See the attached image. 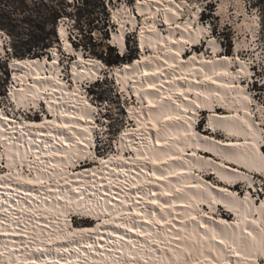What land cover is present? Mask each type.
I'll return each instance as SVG.
<instances>
[{"label": "snow or ice", "instance_id": "snow-or-ice-1", "mask_svg": "<svg viewBox=\"0 0 264 264\" xmlns=\"http://www.w3.org/2000/svg\"><path fill=\"white\" fill-rule=\"evenodd\" d=\"M79 2L59 3L60 21L53 25L64 41L73 81L79 65L72 56L105 68L99 59L84 60L68 42V28L83 35ZM107 8L119 26L107 43L126 41L129 21L133 36L139 31L142 49L145 36L155 40L154 47L149 43L151 54L135 64L145 65L141 91L128 108L136 127L120 134L119 151L108 160L93 155V133L80 123L89 118L61 105L64 96L75 93L64 88L59 44L50 49L52 58L44 60L41 74L36 62L16 58L11 35L0 31V68L13 70L11 83L6 70L0 72L7 85L0 89V189L10 198L0 203V258L7 254L0 264H264V0H107ZM24 67L28 75H16ZM132 67L124 65V73L117 68L116 75L127 83ZM257 84L258 96L252 93ZM218 107L230 114H219ZM36 110L42 120L29 117ZM202 110L210 113L206 129L223 131L227 138L207 131L201 136L196 125ZM174 123L183 128L187 147L176 143ZM200 149L219 162L198 155ZM170 161L189 165L188 176L170 168ZM205 167L225 185L242 182L245 190L231 191L192 171ZM171 177L186 182L181 186ZM203 203L209 209L223 204L236 218L217 219Z\"/></svg>", "mask_w": 264, "mask_h": 264}, {"label": "rangeland", "instance_id": "rangeland-1", "mask_svg": "<svg viewBox=\"0 0 264 264\" xmlns=\"http://www.w3.org/2000/svg\"><path fill=\"white\" fill-rule=\"evenodd\" d=\"M64 2L65 0H22L21 2H16L15 0H0V30L11 35L16 58H30L37 56L41 58L43 54L46 55L45 53L49 52L50 47H56V45L59 44L61 66L64 65V68H68L69 64H66V61L69 56L63 51L61 42L57 39L56 30L53 28V25H58L60 21V8L58 7V4ZM78 14L79 20L81 21L79 27L81 28L83 35L77 36L75 29L68 28L70 44H72L77 51L82 52L84 57L99 59L105 64V68H103L105 76H99L100 81H97L96 78V81H83L81 83L83 92L88 94L89 100L94 107L96 106L95 112L97 114V124L100 125V135L99 138H97V135L93 137L94 147L92 150L95 152L94 150L96 149V154H99V158H105L109 157L111 154L117 153L115 150L116 143L111 144L110 141L115 140L118 143L120 134L125 129L131 127L127 112L128 108L133 106L136 102L133 101V98L129 100V94L127 95L126 92H124V95L120 92L119 87H116L114 79L111 78L109 72H111V69H115L121 64L132 61L139 56L136 41L137 37L136 34L133 36L129 30H126V46L123 51V60L119 61L117 64H108L107 61L115 60V54H118L120 57L122 56L119 50L107 43V41L111 40L112 30L118 29L117 25L111 20V14L107 8V0H80ZM139 18L142 21V17ZM88 19H93V22L89 26L87 25ZM165 29L167 28L163 26L162 30L166 31ZM93 33L103 36L104 39H98L97 35H93ZM234 35V32L228 35L229 45L233 43ZM242 36L243 34L239 35L238 39L240 40ZM37 37L46 39L44 47L35 51V53L32 48V51L27 53L26 50L30 42ZM249 37L250 36H248V39ZM5 47H7V44H5ZM75 58L76 56L71 57L73 61ZM5 70L7 72L6 79L11 83L12 70L10 68H0V72ZM67 77L69 80V76ZM6 87L7 85L4 84L3 78H0V89ZM259 92V85L257 84L256 88L252 90V93L258 96ZM216 110L220 113L223 111V109H220L219 107ZM44 111H46L45 107ZM28 115L37 120L42 119V113H40L39 110H36L35 113H28ZM201 115H203V119L198 124V131L203 133L206 132V126L204 125L207 121H205L206 114ZM102 129L103 135H101ZM213 135L227 138L224 133H213ZM95 143L97 145H95ZM101 148L102 151L100 150ZM126 154H128L127 151ZM91 162V157H89V163L91 164ZM96 164H99V160L96 161ZM207 175L210 181L217 183V178H213L208 172L206 173V176ZM241 185L236 186V189L238 190L236 191L239 193H242V191L245 190L244 185ZM220 213L224 214V216L228 215L225 211H222V209L220 210ZM76 220L79 222L81 219Z\"/></svg>", "mask_w": 264, "mask_h": 264}, {"label": "bare ground", "instance_id": "bare-ground-1", "mask_svg": "<svg viewBox=\"0 0 264 264\" xmlns=\"http://www.w3.org/2000/svg\"><path fill=\"white\" fill-rule=\"evenodd\" d=\"M145 11L147 12V9H145ZM152 11H153V13L155 12V8H153L152 9ZM136 15L138 16L139 15V13H136ZM170 15V14H169ZM125 19H127V17H125ZM173 19H175V17H173ZM142 20H143V17H142ZM162 21H163V10H161V15H160V17H159V20H158V23L159 24H162ZM59 24V23H58ZM163 26H165V28H167V25H163ZM117 27H119L118 25H117ZM132 27H133V23L131 22V21H129L128 22V24L126 25V29H127V31L129 30H131L132 29ZM166 31H163V33H164V35H165V37L167 38V32H168V29H165ZM1 31V30H0ZM131 32V31H130ZM132 33V32H131ZM56 34H57V38H58V40L61 42V45H62V48H63V51H64V41L63 40H60L59 39V36H58V32L56 31ZM126 34V33H125ZM111 35H112V33H111ZM117 35H119V32L117 31ZM69 36H68V29H67V39H68V42L70 43V40H69V38H68ZM125 37H126V35H125ZM136 41H137V47H138V50H139V56L138 57H136L135 59H133L132 61H128V62H126V63H123V64H121L119 67H117V68H119L120 69V71H121V73H124V65H128V64H130V65H133V67L132 68H129L128 70H127V76H128V80H127V83H125V78H124V76L123 75H121V76H117L116 75V69L117 68H115V69H111V72H109V75L111 76V78H113L114 79V82H115V85H116V87H119V89L123 86V87H125L126 89H127V91H125L126 92V94L128 95L129 93H131V98H133V101H136V93L137 92H140L141 91V88H140V81H141V76H142V74H143V71H144V67H145V65L143 64V63H141V65H140V67L137 69L136 67H135V64H136V61H138V60H142V56L143 55H145V54H151V51H152V49H151V47H149V43H151L152 44V46L154 47L155 46V40L154 39H152L151 41H150V39H149V37L148 36H145L144 38H143V41H144V48L142 49L141 48V36H140V34H139V31L137 30V32H136ZM111 39H112V37H111ZM244 39H245V36L243 35L242 36V38L240 39V41H241V43H243V41H244ZM249 39H251V37H249ZM126 43H125V41L124 40H122V41H120V43L117 45L118 46V48H119V52L121 53V52H123L124 51V49H125V45ZM72 45V44H71ZM52 48H55V47H50L49 49H52ZM73 48H74V46H73ZM75 49V48H74ZM47 51V50H46ZM75 52L77 53V54H80V55H82L83 56V58H84V60H89V59H92V58H87V57H84V55L82 54V52H80V51H77L76 49H75ZM46 55H42L41 56V58H27V59H21V60H31V61H33V62H36V65H37V67H39L40 68V70H41V74H44V71H45V69H44V66H43V62H44V60L45 59H51L52 58V53H51V51L49 50V52H46L45 53ZM68 54V53H67ZM161 55H164V52H161L160 53ZM17 59H19V58H17ZM92 60H95V59H92ZM60 61H61V56H60V60H59V64L61 65V63H60ZM78 65H79V68H78V70H77V74H76V77H75V81H73V77H72V68H71V65L69 64V66H68V68H67V70L68 71H64L63 70V67L62 66H60V75H61V78L65 81V84H64V88H65V90H67L69 93H75V95H74V97L73 96H64L63 97V99L61 100V105L63 106V108L64 109H66L67 111H69L70 113H74V114H76V115H84V116H86V117H88L89 119L88 120H81L80 121V123L82 124V125H84V126H86V127H89L90 129H91V131H92V133H93V136H92V138H91V143L92 144H94V138L93 137H95L96 135H97V138H99V135H100V128H99V125H98V127L97 126H95L96 125V123H97V119H96V116H97V114H96V112H95V108H96V106L94 107L93 106V104L91 103V101L89 100V98H88V96H86V93L85 92H83L82 91V87H81V83L83 82V81H88V82H90V81H93V80H95L98 76H105L104 74H105V72H104V69H100V68H98V67H96V68H93V66H91V65H84V64H80V61L77 59V56H76V58H75V60H74ZM64 66V65H63ZM148 67L149 68H153L154 67V65H148ZM65 69V68H64ZM12 70V69H11ZM48 70L50 71V72H53V73H55L56 72V69L55 68H53L52 67V65L51 64H49L48 65ZM30 72V70L27 68V67H24V68H20V69H18V70H16V75H19V76H27L28 75V73ZM140 73L139 75L137 74V73ZM67 73H68V75H69V77H70V79L68 80V75H67ZM12 74H13V70H12ZM11 78H12V75H11ZM103 79V78H102ZM117 79H119L120 80V84H117ZM149 79H151V78H149ZM133 80L135 81V83H133ZM96 81V80H95ZM11 82H12V80H11ZM31 82V78L29 77V79H26L25 80V82H24V87L25 88H27L28 87V85H29V83ZM97 83V82H96ZM95 83V84H96ZM159 83V82H158ZM95 84H94V86H95ZM165 86H167V85H165ZM79 88V92H77L76 90ZM144 90H147V84H145L144 85ZM87 91V90H86ZM121 92V91H120ZM123 95H124V93H122ZM126 94H125V97H126ZM57 97H59V96H61V92H57ZM92 98V97H91ZM87 100V102H88V104H90L92 107L91 108H89V107H87V105L84 103V100ZM77 101H79V103H77ZM132 101V102H133ZM44 107H45V109H46V111L45 112H47L48 111V109H47V105H44ZM173 107H175V106H173ZM238 106H235V105H233V106H231V109H235V108H237ZM220 109H223V111L220 113L218 110H216L219 114H221V115H228V114H230V109L229 108H220ZM31 113V112H30ZM201 113H203V114H206L205 115V120L207 121V118H208V116L210 115V114H208V112L206 111V110H203ZM241 115H243V112H241ZM127 116H129V122H130V124H131V127L128 129H125L123 132H130V130L131 129H133V128H135L136 127V123H135V120L132 118V116L129 114V111L127 112ZM203 116V115H202ZM44 117H43V114H42V119H43ZM41 119V120H42ZM37 120V119H36ZM204 126H206V124L204 125ZM198 128H199V126L197 127V130H198ZM171 129H172V134L173 135H178L179 137H180V139L178 140V141H176V143L177 144H179V145H181V146H185V147H187L186 145H185V138H184V136H183V128L181 127V125L180 124H172L171 125ZM207 131H209L208 133H210L211 135H213V133H211L210 132V129H206ZM200 132V131H199ZM205 132H203V133H201L200 132V134H201V136H203V134H204ZM217 133H224L223 131H218ZM154 134V133H153ZM83 135V134H82ZM155 135V134H154ZM224 135L227 137V134L226 133H224ZM163 138V137H162ZM234 139V138H233ZM242 139V138H241ZM132 140L136 143V145L137 146H139V144H140V140H139V138L138 137H136V136H133L132 137ZM129 143H130V141H129V139L127 138V137H125V139H124V145L126 146L125 147V154H126V151L129 153V152H131V148H129V147H127V145H129ZM146 143V142H145ZM95 145H97L96 143H95ZM118 145H119V140H118V143H116V151H117V153H118V151H119V149H118ZM93 147H94V145H93ZM150 147V146H149ZM157 147H159V146H157ZM95 152H93V150H92V152H93V154H96V149L94 150ZM163 151H168V149H163ZM173 151H175V149H173ZM189 151H191V150H189ZM116 153V154H117ZM111 155H113V154H111ZM110 155V156H111ZM133 155H134V153H133ZM198 155H205V157L207 158V159H211V160H217L218 162H219V158L214 154V153H205L204 151H203V149H200V153H199V151H198ZM110 156L109 157H105V158H102V159H105V160H108L109 158H110ZM187 158L188 159H191V157H190V155L189 156H187ZM170 168H173V170H175V171H177L178 173H181V176L182 177H187L188 176V169H189V165H185V164H183V162L182 161H170L169 162V165H168ZM230 166H232V167H236L237 165H235V164H231L230 163ZM129 167H131V166H129ZM149 167H151V165H149ZM192 171L195 173V175H201L202 174V180H204V181H208V182H212V181H210L209 179H208V175L206 176V173L208 172V174H211V176H212V172L210 171V170H208L206 167L205 168H203V169H192ZM221 171L223 172L224 170L223 169H221ZM133 174H135V173H133ZM195 175L192 177V179L194 180L195 179ZM210 177V176H209ZM217 178V180L219 181H217V183H215V184H217L218 186H226V187H228L229 188V190H231V191H236L237 189H236V184L237 183H242V182H234L233 184H231V185H225V183H224V181L223 180H221V179H219V177L218 176H216L215 174H213V178ZM212 178V179H213ZM170 179H172L173 180V182L175 183V184H178V185H181V186H183L184 184H185V182H186V180L185 179H183V178H177V177H171ZM222 182V183H221ZM239 185V184H238ZM242 185H243V183H242ZM174 190V189H173ZM191 191H193V192H195V190H191ZM238 191V190H237ZM243 192V191H242ZM239 193V192H238ZM15 195V193H13V196ZM206 195V194H205ZM216 195L218 196V197H222V194H220V193H216ZM183 199L184 201H187V197L186 196H184V197H180V196H178L177 197V199L179 200V199ZM10 198L9 197H7V196H5L4 195V190L3 189H0V203H4V201H6V200H9ZM206 199H207V197H206ZM13 205L15 204V201L14 200H11L10 201ZM202 208H204L206 211H209V213L210 214H213V215H215V217L217 218V219H220V218H223V219H230V217H231V219H235L236 218V213L235 212H229L228 211V209H226L225 207H224V205L223 204H217V205H213L212 206V208L211 209H209V205H208V203H203L202 205H200ZM222 209V211H225L228 215H225L224 216V214H221L220 213V210ZM243 210H241V212H242ZM228 216V217H227ZM73 218H75V219H83V218H81V217H73ZM84 219H86V218H84ZM209 223H212L211 221H209ZM217 227H219V225H217ZM0 240H2V238H0ZM9 251H11V249H9ZM51 255L52 256H55V253L53 252V253H51ZM13 258H15V257H13ZM0 259H4L5 261H6V259H7V254L5 255V257H3V258H0Z\"/></svg>", "mask_w": 264, "mask_h": 264}, {"label": "trees", "instance_id": "trees-1", "mask_svg": "<svg viewBox=\"0 0 264 264\" xmlns=\"http://www.w3.org/2000/svg\"><path fill=\"white\" fill-rule=\"evenodd\" d=\"M15 1L21 2L22 0H15ZM92 22H93V19H88L87 25L89 26ZM45 40H46L45 38H41V37L35 38L34 40H32L30 42L26 52L29 53L30 51H32L31 50L32 48H33L34 53H35V51L42 49L45 45ZM114 57H115L114 61H107V63L108 64H117L119 61L123 60V58H124V56L120 57L118 54H115ZM25 58H29V57H23V58H19V59H25ZM31 58H40V57L37 56V57H31Z\"/></svg>", "mask_w": 264, "mask_h": 264}]
</instances>
